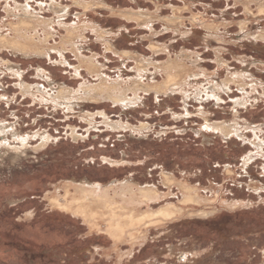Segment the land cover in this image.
I'll use <instances>...</instances> for the list:
<instances>
[{"label":"rangeland","instance_id":"1","mask_svg":"<svg viewBox=\"0 0 264 264\" xmlns=\"http://www.w3.org/2000/svg\"><path fill=\"white\" fill-rule=\"evenodd\" d=\"M14 1L0 0V37L21 27L33 39L23 43L52 48L0 45V121L13 131L0 135V264H264V0H16L41 14L36 30ZM168 74L181 88L133 89ZM99 76L130 104L86 95ZM60 88L71 108L54 100ZM218 123L231 132L207 127ZM67 181L155 187L139 210L181 204L180 183L201 203L118 241L64 207Z\"/></svg>","mask_w":264,"mask_h":264},{"label":"bare ground","instance_id":"2","mask_svg":"<svg viewBox=\"0 0 264 264\" xmlns=\"http://www.w3.org/2000/svg\"><path fill=\"white\" fill-rule=\"evenodd\" d=\"M14 2H15V6L13 7L14 12L23 11V14L22 13H19L17 15H16V13L14 14L16 16V18L18 19L17 22L20 21L22 18L24 19V17H26L31 23V28L36 30L37 23L40 21V18H38V16H36V15L32 16V13H33L31 10L32 8L30 9V6L28 4L18 5L16 3V0ZM260 11L264 12V8H261ZM33 14H37V13H33ZM121 14H123V13H121ZM37 15H39V14H37ZM130 15L132 17L133 14H130ZM63 18H64V16H63ZM42 20H43V18H42ZM61 21H62V19H61ZM43 22H45V21H43ZM65 28L67 29V32L71 28H74L75 31L78 32L77 28L75 26H66ZM14 31H15V34L13 37L14 39H10L11 37L8 38V33H7V35H5V36L2 35L3 37L2 36L0 37V45L1 46H5L6 48L10 47L13 50V52H19V54L22 53L24 55H31V56L32 55L47 54L49 52V50H51V48H52V47L49 48V46L47 47L45 43H44V47L36 48L35 47L36 41L34 43L25 44V43H23V41L33 42V39L29 36L30 34H28L29 30L26 31V30L21 29V27H15ZM14 31H12V32H14ZM68 35H69V33H68ZM68 35H67V37L65 35V37H66L65 39L69 38ZM262 36H264V34ZM76 38H78V37L76 36ZM76 38L71 43V44H73V46L75 48H76L75 45L78 42V41L76 42ZM263 39H264V37H263ZM38 41L39 42L41 41L40 43L44 42V40H41V39H39ZM109 43H108V45H109ZM36 44H38V42H36ZM55 49L59 52V54L64 56L65 47L55 48ZM82 59L84 62H86L88 64L87 66H88V69L91 73L96 72L97 75L98 74L100 75V66L101 65L99 66V63L95 60L94 56L82 57ZM165 73L167 74L168 72L165 71ZM102 75H103V73H102ZM174 75H172V74L166 75V77L163 79L164 82L162 84L153 83L155 85V87L159 86L160 89L154 88L152 86L153 84L143 82V79H141V77L139 76L140 78L138 77L134 81L135 82L134 84H136V85L133 89L134 90L135 89L136 90L142 89V90H147V91L153 90V91H158V92L160 90H162V91H165L166 93H168L167 91H172V90H176L177 88H181L178 84L176 85V80L174 78L175 77L177 78V75L176 74H174ZM231 75H232V77H234V78H232L233 79L232 81H234L235 78L240 79L238 81V83H240V81H244V79H246V76H244V74L242 75V74H237L236 72H234V73H231ZM191 77H193V76L191 75L190 78ZM215 85H217V84H214L212 87H214ZM119 86H121V84ZM119 86L117 84H113L111 82H108L107 79L104 78V76H99L96 83L90 87L85 88L84 91H85L86 95H90L91 97H92V95H91L92 93L98 92L99 97L100 96L106 97V98L108 97V98H112L114 100V102H122V103L123 102H129V104H130V102L132 100H129L126 97L125 93H122L123 92V91H121L122 88ZM224 86H225V84L221 85L220 89L224 88V90H226ZM178 90L181 91V89H178ZM182 91H184V90H182ZM57 92H58L57 96H53L54 100L57 101V100L63 99V100H61L62 103H60V104H66V106L68 108H71V106L73 105L74 102L69 97H66L70 93H66L64 88H60ZM187 94H185V95H187ZM216 94H218V91L216 92V90H215V92H213L211 95L215 96ZM123 106H125V105H123ZM129 106H131V105H129ZM103 115L105 116V113ZM232 125H233V123H232ZM142 126L145 127V125H142ZM207 127L209 129H212V130L216 129V131L219 130L221 132H224L226 135L229 132H231V127L226 126L225 124H222V123H218V124H215L212 126L208 125ZM10 132H13V131H12V129L10 130L9 125L0 121V135H7ZM222 135H223V133H222ZM6 137L9 138V136H6ZM17 137H19V136H17ZM43 137H45V136H43ZM47 139H49V138H47ZM3 140H4V138H3ZM24 143H23V145H24ZM254 144L257 146V148H259L262 145H264V142L259 140L258 142H255ZM21 151H22V148H21ZM246 162H248V160H246ZM164 178H165V181L167 183H169V185H171L172 183H175V181H176L175 176L173 174L164 173ZM180 186H182L183 194H184L182 200L180 201L181 204H176V205L172 204V205H168L165 207H161L157 210H153V209H149V208L142 209V207H140V210H139V206H141L142 204H146V203L152 202L155 199H157V197H158L157 195H159V194H157V190L155 189V187H152V186L136 187L133 183H131L129 181H123L120 184H112V185H108V186H106V185L102 186L100 183H96V184L79 183L78 184V182L72 183L69 181L65 185L64 194H63V196L66 198V201H67L66 204L64 205V207L66 209H72L73 213L77 214L78 216H82L84 218V220L87 221L92 227H93V225L97 224V219L104 221L105 223H107L110 226L112 231L115 233V237L118 241H120L122 239V237L125 236L126 234H129L131 236V239L133 240L132 242H137V241L144 238L145 233H147L148 228L151 225L163 226V224H166L167 222L173 220L178 215H180L181 212L183 211L184 207H185L184 204L186 202L191 201V200H195L196 204L198 202L201 203L200 197L198 195L192 194L193 192H195L193 187L182 184V183H180ZM51 202L57 206L61 205L60 204L61 202L59 201L57 195L53 196L51 198ZM183 254H184V252H183ZM183 256H185V255H183Z\"/></svg>","mask_w":264,"mask_h":264}]
</instances>
